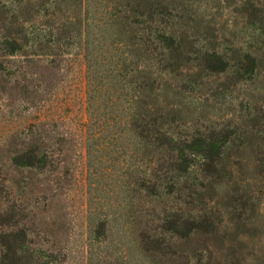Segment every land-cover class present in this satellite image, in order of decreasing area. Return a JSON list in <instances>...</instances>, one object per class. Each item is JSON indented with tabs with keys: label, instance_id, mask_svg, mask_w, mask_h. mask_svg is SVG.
<instances>
[{
	"label": "rangeland",
	"instance_id": "374dc122",
	"mask_svg": "<svg viewBox=\"0 0 264 264\" xmlns=\"http://www.w3.org/2000/svg\"><path fill=\"white\" fill-rule=\"evenodd\" d=\"M0 264H264V0H0Z\"/></svg>",
	"mask_w": 264,
	"mask_h": 264
}]
</instances>
